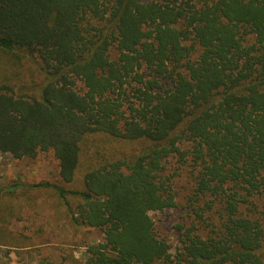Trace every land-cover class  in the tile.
Wrapping results in <instances>:
<instances>
[{"label": "trees", "instance_id": "1", "mask_svg": "<svg viewBox=\"0 0 264 264\" xmlns=\"http://www.w3.org/2000/svg\"><path fill=\"white\" fill-rule=\"evenodd\" d=\"M48 151L63 184L27 188L100 231L85 264H264V0H0V152Z\"/></svg>", "mask_w": 264, "mask_h": 264}, {"label": "rangeland", "instance_id": "2", "mask_svg": "<svg viewBox=\"0 0 264 264\" xmlns=\"http://www.w3.org/2000/svg\"><path fill=\"white\" fill-rule=\"evenodd\" d=\"M29 66L21 69L23 79L12 77L9 84L16 86L22 81L26 84H31L33 79L38 81L33 66ZM99 141L102 144V140ZM144 144L119 140L112 146L124 154H134ZM83 173L84 167L77 173L76 184H67V187H79ZM43 181L63 184L52 152L21 159L0 152V264H85L86 248L101 240L100 231L94 228L82 225L71 229L66 221L65 207L56 195L27 188ZM174 186L179 193L176 206L150 212L157 233L167 239L172 252L179 245L176 224L188 221V208L183 198L190 191L184 176L178 178ZM40 225L43 230L36 231Z\"/></svg>", "mask_w": 264, "mask_h": 264}]
</instances>
